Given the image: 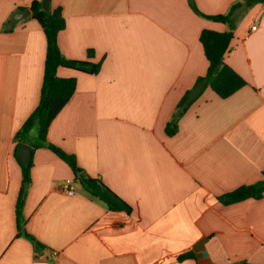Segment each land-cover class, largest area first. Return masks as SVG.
<instances>
[{"label":"crops","instance_id":"1","mask_svg":"<svg viewBox=\"0 0 264 264\" xmlns=\"http://www.w3.org/2000/svg\"><path fill=\"white\" fill-rule=\"evenodd\" d=\"M32 1L0 0V264H264V195L218 198L263 177L264 2L238 9L225 55L248 84L226 98L204 87L170 136L179 101L208 69L201 31L228 25L198 14L191 0H51L66 19L63 54L85 59L93 49L102 66L97 74L58 68L77 86L48 139L132 212L107 209L56 153L35 148L24 215L43 244L36 248L17 234L14 135L39 103L46 36L30 14L3 29ZM192 1L214 15L239 0ZM187 251L194 257L179 260Z\"/></svg>","mask_w":264,"mask_h":264},{"label":"trees","instance_id":"2","mask_svg":"<svg viewBox=\"0 0 264 264\" xmlns=\"http://www.w3.org/2000/svg\"><path fill=\"white\" fill-rule=\"evenodd\" d=\"M264 0H239L234 2L225 13L208 15L202 13L191 0L192 8L200 15L223 22L228 25V30L218 31L205 28L200 33V42L203 46L205 55L209 61L206 73L199 76L194 86L188 89L177 105L171 120L167 123L166 132L168 135H174L178 131V121L187 110L191 101L200 95L202 89L210 86L220 97L226 98L232 95L241 87L248 84V81L231 65L225 61V55L230 49L231 41L234 37V30L238 23L237 11L242 7H249ZM29 10L32 18L36 19L46 36V56L44 65V74L41 85L40 99L37 106L32 110L27 119L14 135L15 155L22 168L21 187L16 203V220L19 236H24L31 240L36 248L43 244L26 229V218L24 215V205L31 184V167L33 158L30 162H22L17 149L23 142H28L29 131L33 127L38 129L37 142L32 143V152L38 147H47L63 159L73 170V183L80 185L85 193L90 197L101 202L109 210L132 212V206L115 192L99 176L88 174L78 163L77 156L67 152L59 145L48 139V128L61 111L65 104L72 97L76 90V77H61L57 70L60 66L83 71L85 73L97 74L101 70L102 60L94 61L95 52L93 49L87 50L85 59H74L66 57L60 49L58 35L66 27V19L62 7H53L50 4L49 9L42 6V0H33L26 8ZM18 21L10 17L3 26L4 30H13ZM193 95V92H195ZM263 177L255 183L243 184L236 189L225 192L218 196L220 202L231 204L247 198H261L264 195V169ZM191 251L178 255L179 260L193 258ZM249 264V263H242Z\"/></svg>","mask_w":264,"mask_h":264},{"label":"water","instance_id":"3","mask_svg":"<svg viewBox=\"0 0 264 264\" xmlns=\"http://www.w3.org/2000/svg\"><path fill=\"white\" fill-rule=\"evenodd\" d=\"M50 2H51V0H42V6L45 9H49L50 8ZM29 14H30V12L28 9H19L18 11H16L14 13L13 17L15 20H20V19L28 16ZM17 155L22 162H24V163L30 162V160L32 158V145L28 142L21 143L17 149Z\"/></svg>","mask_w":264,"mask_h":264},{"label":"rangeland","instance_id":"4","mask_svg":"<svg viewBox=\"0 0 264 264\" xmlns=\"http://www.w3.org/2000/svg\"><path fill=\"white\" fill-rule=\"evenodd\" d=\"M31 131H32V133H29L28 139L34 141V140H36L37 137H38V129H37V127L35 126V127H33V128L30 130V132H31Z\"/></svg>","mask_w":264,"mask_h":264},{"label":"built area","instance_id":"5","mask_svg":"<svg viewBox=\"0 0 264 264\" xmlns=\"http://www.w3.org/2000/svg\"><path fill=\"white\" fill-rule=\"evenodd\" d=\"M256 27H257L256 24H253V25L251 26V29H255ZM67 192H68L69 194H73V193H74V190L69 186L68 189H67Z\"/></svg>","mask_w":264,"mask_h":264}]
</instances>
